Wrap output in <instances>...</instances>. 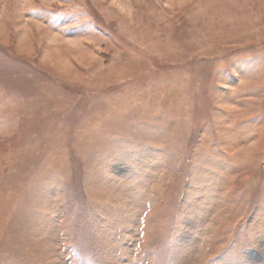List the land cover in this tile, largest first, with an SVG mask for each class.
Masks as SVG:
<instances>
[{"label":"rangeland","instance_id":"1","mask_svg":"<svg viewBox=\"0 0 264 264\" xmlns=\"http://www.w3.org/2000/svg\"><path fill=\"white\" fill-rule=\"evenodd\" d=\"M0 264H264V0H0Z\"/></svg>","mask_w":264,"mask_h":264}]
</instances>
